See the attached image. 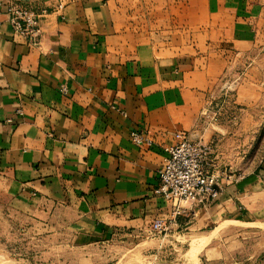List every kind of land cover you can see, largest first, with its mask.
<instances>
[{
    "label": "crops",
    "instance_id": "obj_1",
    "mask_svg": "<svg viewBox=\"0 0 264 264\" xmlns=\"http://www.w3.org/2000/svg\"><path fill=\"white\" fill-rule=\"evenodd\" d=\"M6 2L0 195L25 215L58 208L50 217L67 221L84 251L79 264H98L103 250L120 252V238L144 235L157 218L171 220L174 232L241 222L264 154L249 168L229 128L260 124L261 82L244 73L233 95L239 119L230 103L225 120L209 114L224 102L218 89L235 66L264 48V0H20L48 11L37 47L12 31ZM132 132L153 144H134ZM177 133L215 141L212 158L222 173L220 197L194 212L177 213L155 192L163 147Z\"/></svg>",
    "mask_w": 264,
    "mask_h": 264
},
{
    "label": "rangeland",
    "instance_id": "obj_2",
    "mask_svg": "<svg viewBox=\"0 0 264 264\" xmlns=\"http://www.w3.org/2000/svg\"><path fill=\"white\" fill-rule=\"evenodd\" d=\"M247 70L264 88V48L255 50L250 58L237 64L234 74L221 85L229 83L230 91H222L223 98L217 99H224L216 108L217 119L228 117L224 113L228 103L235 106L233 95ZM237 108L240 105L236 104L233 118L239 119L242 115ZM255 109V115L262 118L260 124L246 130L237 125L229 128L232 141L239 145L237 151L243 152L245 148V162L252 169L256 168L255 157L264 154V90ZM242 206L246 214L238 220L241 222L226 220V224L221 222L203 231L158 234L147 230L139 237L125 234L117 241L123 249L120 252L103 250V259L98 264H261L264 261V173L261 183L248 190ZM43 210L50 211L49 217L43 215ZM22 212L10 198L0 195V264H79L84 251L73 244V232L69 233L67 221L50 217L58 214V208H41L38 215Z\"/></svg>",
    "mask_w": 264,
    "mask_h": 264
},
{
    "label": "built area",
    "instance_id": "obj_3",
    "mask_svg": "<svg viewBox=\"0 0 264 264\" xmlns=\"http://www.w3.org/2000/svg\"><path fill=\"white\" fill-rule=\"evenodd\" d=\"M62 9L63 5L59 4L57 11ZM5 14L15 34L25 37L31 47L40 45L43 19L48 14L46 9L36 11L23 6L20 0H7ZM2 26L3 22L0 21V33ZM222 91H230L229 83L219 88V92ZM218 106L216 104L214 107ZM209 117L216 120L217 112L209 114ZM175 140V143L163 147L165 157L158 171L159 184L155 192L173 202L177 213L184 208L194 212L217 200L222 192V173L212 158L215 141H191L182 133L175 134ZM131 141L136 145L153 144V140L140 132H132ZM170 229L171 220L162 218L155 219L150 228L158 234L167 233Z\"/></svg>",
    "mask_w": 264,
    "mask_h": 264
}]
</instances>
